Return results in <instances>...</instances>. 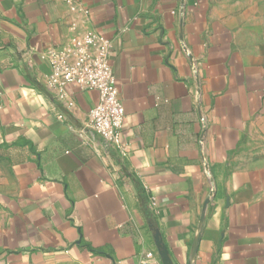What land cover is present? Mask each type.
Listing matches in <instances>:
<instances>
[{
  "label": "crops",
  "instance_id": "1",
  "mask_svg": "<svg viewBox=\"0 0 264 264\" xmlns=\"http://www.w3.org/2000/svg\"><path fill=\"white\" fill-rule=\"evenodd\" d=\"M91 30L124 158L88 127L97 92L46 82ZM156 232L173 264H264V0H0V264H163Z\"/></svg>",
  "mask_w": 264,
  "mask_h": 264
},
{
  "label": "built area",
  "instance_id": "2",
  "mask_svg": "<svg viewBox=\"0 0 264 264\" xmlns=\"http://www.w3.org/2000/svg\"><path fill=\"white\" fill-rule=\"evenodd\" d=\"M111 56L112 41L91 30L48 47L42 58L50 66V74L46 77L50 88L64 90L77 84L83 91L98 93V102L88 114V127L102 138L108 151L124 158L127 151L122 134L126 114Z\"/></svg>",
  "mask_w": 264,
  "mask_h": 264
},
{
  "label": "trees",
  "instance_id": "3",
  "mask_svg": "<svg viewBox=\"0 0 264 264\" xmlns=\"http://www.w3.org/2000/svg\"><path fill=\"white\" fill-rule=\"evenodd\" d=\"M137 186V192H138V197L141 203V207L143 210V213L147 219V222L149 226L157 231L158 229V223L157 220L154 216V213L150 209V195L145 191V189L139 184V182H135Z\"/></svg>",
  "mask_w": 264,
  "mask_h": 264
},
{
  "label": "water",
  "instance_id": "4",
  "mask_svg": "<svg viewBox=\"0 0 264 264\" xmlns=\"http://www.w3.org/2000/svg\"><path fill=\"white\" fill-rule=\"evenodd\" d=\"M207 204V203H206ZM155 243L159 251V255L161 257L163 264H173L169 251L163 241V238L160 234V232H156L155 234Z\"/></svg>",
  "mask_w": 264,
  "mask_h": 264
}]
</instances>
